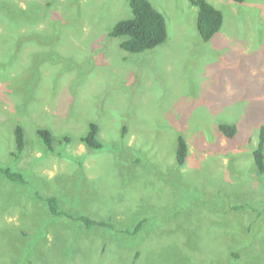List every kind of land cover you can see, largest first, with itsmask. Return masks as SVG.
I'll list each match as a JSON object with an SVG mask.
<instances>
[{
  "label": "rangeland",
  "instance_id": "374dc122",
  "mask_svg": "<svg viewBox=\"0 0 264 264\" xmlns=\"http://www.w3.org/2000/svg\"><path fill=\"white\" fill-rule=\"evenodd\" d=\"M150 1L168 39L132 54L109 36L128 0H0V166L25 176H0V264H264V0H209L225 22L208 41L188 0Z\"/></svg>",
  "mask_w": 264,
  "mask_h": 264
},
{
  "label": "trees",
  "instance_id": "16d2710c",
  "mask_svg": "<svg viewBox=\"0 0 264 264\" xmlns=\"http://www.w3.org/2000/svg\"><path fill=\"white\" fill-rule=\"evenodd\" d=\"M55 1V0H54ZM193 6L198 8L197 24L200 35L204 41L210 40L223 27L225 22L224 12L215 6L209 0H188ZM236 3H245L247 0H233ZM132 9L133 16L129 19H124L116 23L109 33L112 38L121 39L120 47L129 53L138 54L147 50L154 49L164 44L168 39V26L166 17L159 11L150 0H128ZM220 130L228 138H235L237 136L238 127L230 124H220ZM99 125L91 123L86 135L82 136L81 140L87 147L93 150H100L106 144L99 139ZM15 142L17 145V153H22L25 149V130L22 125L18 124L14 130ZM38 133L42 137L45 144L50 148H54L53 134L47 129H39ZM70 141L71 139L67 137ZM104 149V148H103ZM189 154V145L184 136L180 135L178 138V146L176 151V158L179 164H185ZM253 158L260 175H264V127L261 129L260 138L257 146L253 149ZM0 176L11 181L25 183L24 174L11 168L10 166H0ZM228 197L226 198V200ZM46 202L55 215L63 214L60 210L58 198L56 196L46 197ZM229 204V203H227ZM87 225H109L105 221H96L87 216L79 217ZM148 219L145 218L132 230L130 234L135 235L143 229ZM237 256V255H235Z\"/></svg>",
  "mask_w": 264,
  "mask_h": 264
},
{
  "label": "crops",
  "instance_id": "0c3cea01",
  "mask_svg": "<svg viewBox=\"0 0 264 264\" xmlns=\"http://www.w3.org/2000/svg\"><path fill=\"white\" fill-rule=\"evenodd\" d=\"M196 11V10H195ZM197 12V11H196Z\"/></svg>",
  "mask_w": 264,
  "mask_h": 264
}]
</instances>
